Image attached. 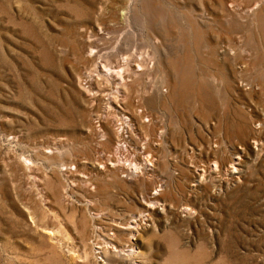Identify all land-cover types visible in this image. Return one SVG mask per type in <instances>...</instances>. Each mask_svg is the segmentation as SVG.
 I'll list each match as a JSON object with an SVG mask.
<instances>
[{"label": "rangeland", "instance_id": "obj_1", "mask_svg": "<svg viewBox=\"0 0 264 264\" xmlns=\"http://www.w3.org/2000/svg\"><path fill=\"white\" fill-rule=\"evenodd\" d=\"M261 55L264 0H0V264H115L143 212L144 264H264Z\"/></svg>", "mask_w": 264, "mask_h": 264}, {"label": "bare ground", "instance_id": "obj_2", "mask_svg": "<svg viewBox=\"0 0 264 264\" xmlns=\"http://www.w3.org/2000/svg\"><path fill=\"white\" fill-rule=\"evenodd\" d=\"M223 2V1H222ZM258 4V3H257ZM256 5V4H255ZM254 5V6H255ZM256 6H258V5H256ZM256 9V8H255ZM251 10H252V12H253V10H254V8L252 9L251 8ZM246 11H248V10H246ZM125 12V11H124ZM249 12V11H248ZM119 14H122V12L121 13H119ZM255 14V13H254ZM124 16V15H123ZM125 17V16H124ZM89 41V40H88ZM85 43H87L86 41H85ZM88 44H90V43H88ZM87 44V45H88ZM86 45V44H85ZM86 45V46H87ZM92 45V44H91ZM208 46V45H207ZM214 46H216V45H214ZM84 47V46H83ZM211 47H212V45H211ZM86 48V47H85ZM89 48V47H88ZM87 48V49H88ZM212 48H214V47H212ZM79 49V48H78ZM83 49V48H82ZM87 49H85V50H87ZM90 49V48H89ZM88 49V50H89ZM91 49H92V47H91ZM90 49V50H91ZM216 49V48H215ZM211 50V49H210ZM92 51V50H91ZM91 51H90V53H91ZM80 52V51H79ZM81 52H84V50L82 51L81 50ZM86 52V51H85ZM88 52V51H87ZM256 52V51H255ZM254 52V53H255ZM86 54V53H85ZM89 54V53H88ZM95 55V54H94ZM254 55V54H253ZM252 55V56H253ZM86 56V55H85ZM84 56V57H85ZM88 56V55H87ZM90 56V55H89ZM93 56V55H92ZM255 56V55H254ZM260 56V55H259ZM261 56H263V55H261ZM83 57V58H84ZM258 56H256V58H257ZM264 57V56H263ZM126 58V57H125ZM149 58V57H148ZM259 58H261V57H259ZM86 59H89V58H86ZM94 59V58H93ZM127 59V58H126ZM254 59H255V57H254ZM149 60V59H148ZM263 60V59H262ZM123 59H122V63H123ZM126 61V60H125ZM124 61V62H125ZM150 61V60H149ZM251 61H253V59L251 60ZM251 61H250V63H251ZM255 61V60H254ZM256 62V61H255ZM128 63V62H127ZM126 63V64H127ZM254 62H252V64H250V65H254L253 64ZM121 64V63H120ZM148 64V63H147ZM148 65H150V64H148ZM261 65V64H260ZM120 66V65H119ZM118 66V67H119ZM124 66V65H123ZM261 66H263V65H261ZM105 67V66H104ZM255 67V66H254ZM256 67H258V65L256 64ZM103 68V67H102ZM120 68H122V67H119L118 69H120ZM251 68V70H252V67H250ZM207 69V68H206ZM255 69V68H254ZM258 69V68H257ZM257 69H255L256 71H257ZM107 73L108 74H110V76L112 77V79H114V82L115 83H117V85H118V83H119V86H120V84H124V82H123V80L121 79V77H119L118 76V73H119V71L116 69V68H108L107 69ZM123 71V70H122ZM209 71V70H208ZM253 71V70H252ZM255 71V72H256ZM254 72V73H255ZM216 73V72H215ZM258 74H259V71L257 72ZM257 73H256V76H257ZM124 74V73H123ZM96 75V74H95ZM206 76V75H205ZM97 78V77H96ZM205 78V77H204ZM129 85V84H128ZM119 86H116V88H120ZM125 86V85H124ZM117 90V89H116ZM124 90V89H123ZM119 91V90H118ZM122 92V91H121ZM93 93V92H92ZM118 93V92H117ZM124 93H125V91H124ZM127 94V93H126ZM127 96V95H126ZM125 98V97H124ZM114 100V99H113ZM117 100V99H116ZM115 100V101H116ZM130 102V101H129ZM133 103V102H132ZM132 105V104H131ZM136 106V105H135ZM134 106V107H135ZM130 107V106H129ZM126 108H127V106H126ZM132 110V109H131ZM106 112V111H105ZM130 112V111H129ZM127 110H123V112L121 113V121L119 122V125L117 126V129H115V140L117 141H115L116 143V148H120V147H122V144H123V142L121 141V140H123L124 138H125V129H127L128 128V123H130V121H135L136 123H139L141 120V118L138 120V119H136L134 116H133V112H130L129 113ZM138 113V112H137ZM142 114V113H141ZM137 115V114H136ZM138 117H140L139 115H138ZM104 118V117H103ZM143 118V117H142ZM112 122V121H111ZM155 123V122H154ZM139 125H140V123H139ZM124 126L126 127V128H124ZM155 129H157V128H155ZM158 130V129H157ZM157 130H156V132H157ZM111 135H113V134H111ZM111 137V136H110ZM108 139V138H107ZM126 139V138H125ZM112 141V140H111ZM121 141V143H119ZM109 143H111V142H109ZM111 144H113V143H111ZM110 144V145H111ZM115 148V149H116ZM145 149V148H144ZM116 151V150H115ZM237 153V152H236ZM116 154H114V156H115ZM118 157V156H117ZM144 158V157H143ZM152 158V157H151ZM114 159V158H113ZM118 160V159H117ZM151 160V159H150ZM149 160V161H150ZM230 163H232V165L234 164L233 163V158H230ZM149 161H147L146 159H145V162H147V163H150ZM122 162V161H121ZM152 162H154V161H152ZM151 162V163H152ZM110 163V165H111V167H113V169H114V167H115V164L114 163H112V162H109ZM124 163V162H123ZM125 163H126V161H125ZM121 164V163H120ZM127 164V163H126ZM132 163H129V165H131ZM134 164V163H133ZM144 164V163H143ZM113 165V166H112ZM123 164H121V166H122ZM127 166V165H126ZM132 166V165H131ZM130 166V167H131ZM137 166V165H136ZM142 166V165H141ZM154 166V165H153ZM105 167V166H104ZM128 167V166H127ZM70 168V167H69ZM102 168V167H101ZM109 168V167H108ZM135 168V167H134ZM154 168V167H153ZM68 169V168H67ZM105 169V168H104ZM122 169V168H121ZM132 169H133V166H132ZM136 169V168H135ZM149 169V168H148ZM108 170V169H107ZM111 170V169H110ZM117 170V169H116ZM109 171V170H108ZM114 171V170H113ZM133 172H135V171H133ZM112 173V172H111ZM114 173H116V172H114ZM137 173V172H136ZM73 174V173H72ZM132 174V173H131ZM158 188V187H157ZM160 189V188H159ZM157 190V189H156ZM156 191L154 192H151L150 194H149V196H148V198H147V200L144 202V204H145V206H147V208L146 209H144L145 211H147V209H149V207H150V203H151V199L150 198H155V196H156ZM146 199V198H145ZM144 199V200H145ZM148 201H149V203H148ZM154 201V200H153ZM156 202V201H155ZM157 203V202H156ZM147 215V212H143V218L141 219L140 217H141V215L139 214L137 217L136 216H132V217H130L129 218V220L127 221H125V222H120V221H113V223H111V226H110V229H111V232H112V230H119L120 229V227H124L125 229H126V231H127V240H126V242L123 244V243H121V244H112V242H109L108 240H105V241H101L102 240V238H101V240H100V238H99V236L98 237H95V239L93 240V247H94V249H95V253H99V254H102L103 256L106 254V252L107 251H111V252H115L116 253V256H117V261H115L116 263L115 264H144L143 263V261H140L139 259H138V251L135 249V247H134V242H132V239L133 238H135V236L137 235V232H138V228H139V220L141 221V220H143L144 219V216H146ZM147 216H149V215H147ZM121 223H123V224H121ZM109 229V230H110ZM115 232V231H114ZM107 237H109L110 238V236H108V234H107ZM112 238V237H111ZM110 240V239H109ZM108 247L110 248L109 250H107L108 249ZM102 260V264H106L105 263V261H104V259H101Z\"/></svg>", "mask_w": 264, "mask_h": 264}]
</instances>
